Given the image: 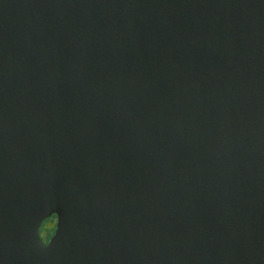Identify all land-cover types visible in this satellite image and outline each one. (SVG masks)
I'll return each mask as SVG.
<instances>
[{
  "label": "water",
  "instance_id": "water-1",
  "mask_svg": "<svg viewBox=\"0 0 264 264\" xmlns=\"http://www.w3.org/2000/svg\"><path fill=\"white\" fill-rule=\"evenodd\" d=\"M0 264H264V0H0Z\"/></svg>",
  "mask_w": 264,
  "mask_h": 264
},
{
  "label": "flooded vegetation",
  "instance_id": "flooded-vegetation-1",
  "mask_svg": "<svg viewBox=\"0 0 264 264\" xmlns=\"http://www.w3.org/2000/svg\"><path fill=\"white\" fill-rule=\"evenodd\" d=\"M47 221L49 222L50 225H46L45 223H47ZM44 224V226H43ZM42 224L41 228H40V238L42 239V241L47 244V242L49 241V239L51 238V236L53 235V233H50V228L52 227V225L55 226L56 224V218L53 216L50 219L44 221V223ZM55 231V230H54Z\"/></svg>",
  "mask_w": 264,
  "mask_h": 264
},
{
  "label": "rangeland",
  "instance_id": "rangeland-1",
  "mask_svg": "<svg viewBox=\"0 0 264 264\" xmlns=\"http://www.w3.org/2000/svg\"><path fill=\"white\" fill-rule=\"evenodd\" d=\"M45 224H46L47 226L50 225L48 221H47V223H45ZM43 226H44V224H43ZM43 226H42V227H43ZM54 230H55V226L52 225V227L50 228V233H53Z\"/></svg>",
  "mask_w": 264,
  "mask_h": 264
}]
</instances>
